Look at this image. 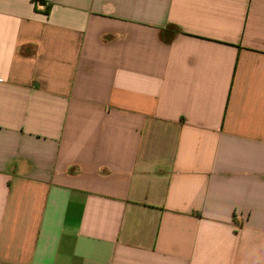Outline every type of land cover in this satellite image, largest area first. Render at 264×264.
Listing matches in <instances>:
<instances>
[{"label": "crops", "instance_id": "0c3cea01", "mask_svg": "<svg viewBox=\"0 0 264 264\" xmlns=\"http://www.w3.org/2000/svg\"><path fill=\"white\" fill-rule=\"evenodd\" d=\"M0 264H264V0H0Z\"/></svg>", "mask_w": 264, "mask_h": 264}]
</instances>
